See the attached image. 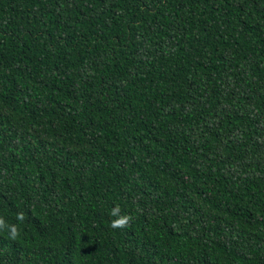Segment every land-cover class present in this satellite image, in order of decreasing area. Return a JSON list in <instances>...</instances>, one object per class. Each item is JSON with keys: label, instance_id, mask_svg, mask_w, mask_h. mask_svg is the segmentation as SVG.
Here are the masks:
<instances>
[{"label": "trees", "instance_id": "1", "mask_svg": "<svg viewBox=\"0 0 264 264\" xmlns=\"http://www.w3.org/2000/svg\"><path fill=\"white\" fill-rule=\"evenodd\" d=\"M0 264H264V0H0Z\"/></svg>", "mask_w": 264, "mask_h": 264}]
</instances>
